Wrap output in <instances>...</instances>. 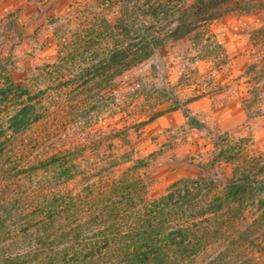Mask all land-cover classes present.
<instances>
[{"label": "trees", "instance_id": "obj_1", "mask_svg": "<svg viewBox=\"0 0 264 264\" xmlns=\"http://www.w3.org/2000/svg\"><path fill=\"white\" fill-rule=\"evenodd\" d=\"M262 11L264 0H73L50 21L54 63L24 84L0 64V264H264V153L222 141L225 185L185 178L153 199L150 156L120 152L126 128L102 127L124 72L186 38L223 61L210 25ZM250 37L263 44L264 25ZM248 74L258 97L264 55Z\"/></svg>", "mask_w": 264, "mask_h": 264}, {"label": "rangeland", "instance_id": "obj_2", "mask_svg": "<svg viewBox=\"0 0 264 264\" xmlns=\"http://www.w3.org/2000/svg\"><path fill=\"white\" fill-rule=\"evenodd\" d=\"M72 1L0 0V64L7 66L10 79L24 84L39 67L56 61L50 21ZM263 25L264 11L230 13L210 25L223 61L200 58L186 38L158 48L116 80L111 90L115 115L102 127L126 128L124 140L115 142L120 152L131 151L134 159L150 156L145 178L151 198L185 178L204 176L225 185L233 164L218 158L222 141L244 145L249 155L264 153V90L253 97L248 74L264 55V43L254 44L250 33ZM248 100H254L249 113ZM189 118L204 127L191 126Z\"/></svg>", "mask_w": 264, "mask_h": 264}]
</instances>
